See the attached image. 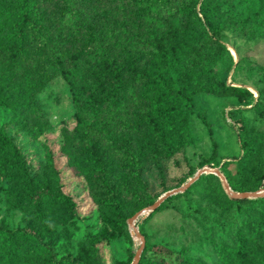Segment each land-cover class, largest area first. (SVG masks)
<instances>
[{
  "label": "trees",
  "instance_id": "obj_1",
  "mask_svg": "<svg viewBox=\"0 0 264 264\" xmlns=\"http://www.w3.org/2000/svg\"><path fill=\"white\" fill-rule=\"evenodd\" d=\"M129 1L140 6L137 23L131 27L122 16L120 26L119 11L124 12ZM257 3L255 21L264 17V0ZM111 4L116 7L107 10L99 3L104 15L95 17L84 0H0V109L17 117L36 112L35 95L45 80L22 69L30 61V47L42 50L46 63L68 85L76 110L75 127L64 132L62 152L70 168L90 187L98 188L100 212L117 230L157 200L124 215L128 201L142 200L144 166L161 170L162 160L192 144L190 119L198 95L231 94L240 103L252 101L253 95L219 79L225 62L232 61L220 38L233 21L228 0H112ZM59 18L64 24L57 29ZM75 140L82 145L75 147ZM252 140L243 141L237 165L253 163V173L232 177L221 170L234 193L261 188L264 159ZM0 179L8 185V205L34 223L29 229L0 225V264H101L96 245L107 239L100 235L80 244L76 256L54 254L55 226L76 218V206L62 191L51 153L46 165L33 174L20 147L0 129ZM203 181L218 183L219 215L223 221L233 220L228 229L221 228L224 236L210 241L217 264H264V197L229 199L212 174L165 200L146 220ZM139 232L145 246L138 264H165L148 256L152 247L141 227ZM176 259V264H208L186 250L178 252Z\"/></svg>",
  "mask_w": 264,
  "mask_h": 264
},
{
  "label": "rangeland",
  "instance_id": "obj_2",
  "mask_svg": "<svg viewBox=\"0 0 264 264\" xmlns=\"http://www.w3.org/2000/svg\"><path fill=\"white\" fill-rule=\"evenodd\" d=\"M105 1L84 0L92 7V16L95 17L104 15L99 3L107 10L116 7L111 4L112 0ZM134 4V1L126 2L124 12L119 11L121 18L117 23L120 26L122 16L130 22L131 27L137 23L136 13L140 6ZM228 7L233 15L232 25L225 29L220 38L232 61L225 62V66L231 65V68L228 71L226 67L220 70L219 79L228 87L248 91L253 95L252 101L245 99L240 103L231 94L198 95L194 102L195 112L190 119L192 144L171 158L162 160L161 170L152 164L144 166L142 178L146 190L141 193V201L130 200L126 203V217L141 204L185 185L202 168L223 170L232 177L253 173V163L242 167L237 165L243 155L242 143L249 137L264 159V17L257 21L253 18L258 8L257 0H228ZM63 24L59 18L56 28L60 29ZM28 53L30 61L22 70L45 80L35 95L36 112L17 117L6 108L0 109V129L20 147L33 174L46 165L47 154L51 153L59 172L62 191L75 202L76 218L64 226H55L53 236L57 240L53 247L54 254L57 258L65 253L76 256L80 244L91 235H100L107 239L96 245L101 264H131L140 247V239L128 225V220L117 230L109 227L97 204L98 188L90 187L81 174L70 168L69 160L62 152L64 132H71L75 127L76 110L69 87L46 63L42 50L32 46ZM1 63L0 60V71ZM13 72V66L10 65V73ZM201 117L209 124L210 130ZM213 142L217 150L215 157ZM73 143L75 147L82 145L77 140ZM228 162L234 164L230 168L224 167ZM210 163L216 167L211 168ZM219 182L221 192L229 199H234L224 190L220 179ZM260 185V190L264 189V179ZM7 187V183L0 179V225L9 229L31 228L34 226L32 219L23 211L8 205L5 194ZM217 188L216 181H203L195 185L188 195L165 204L163 210L150 219L146 220V214L139 216L135 225L144 230L152 247L148 256L158 258L165 264H176L177 253L186 250L189 255L205 263L217 264L210 241L212 237L217 240L224 236L221 228L228 229L233 222L223 221L219 215L218 206L221 203L217 198Z\"/></svg>",
  "mask_w": 264,
  "mask_h": 264
},
{
  "label": "water",
  "instance_id": "obj_3",
  "mask_svg": "<svg viewBox=\"0 0 264 264\" xmlns=\"http://www.w3.org/2000/svg\"><path fill=\"white\" fill-rule=\"evenodd\" d=\"M212 174L216 177H218L220 179V181L223 183V187L224 190L234 199H258V198H263L264 197V189H261L257 192H246V193H233L225 179V177L223 176V174L218 170V169H209V168H202L201 170L197 171L196 174L188 180V182L179 187V188H175L172 189L170 191H167L166 193H164L163 195H161L156 202L151 205L150 207L136 213L133 217H131L128 220V225L133 229V231L135 232V234L137 235V237L140 239V247L138 248V250L136 251L133 261L131 264H138L140 257H141V253L144 249L145 246V239L144 237L140 234L139 229L137 228V226L135 225V220L141 216L142 214H146L147 216L154 212L156 209H158L160 207V205L167 200L168 198L175 196L177 194L180 193H184L192 184H194L201 176L203 175H209Z\"/></svg>",
  "mask_w": 264,
  "mask_h": 264
}]
</instances>
